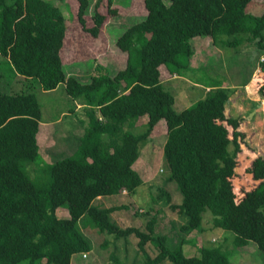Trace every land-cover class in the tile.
Listing matches in <instances>:
<instances>
[{
	"label": "trees",
	"instance_id": "obj_1",
	"mask_svg": "<svg viewBox=\"0 0 264 264\" xmlns=\"http://www.w3.org/2000/svg\"><path fill=\"white\" fill-rule=\"evenodd\" d=\"M251 1L145 0L147 16L117 40L128 55L125 67L112 75L106 66L98 65L84 82L64 70L61 50L68 26L58 5L49 0H0V55L29 89L8 90L0 71V264L23 260L83 264L74 263L72 257L83 252L86 258L92 247L79 226L85 214L101 232L117 238L135 235L147 264H231L223 244L198 246L197 253L187 255L185 238L171 248L166 234H155L157 217L148 221L146 229L122 227L111 215L120 207L130 208L128 204L95 203L123 190L137 192L144 180L134 169L141 156L139 143H148L160 124L167 128L168 178L178 184L183 201L172 203L163 186L159 197L187 215L181 231L206 232L203 218L210 210L212 226L233 233L235 247L252 243L264 253V158L251 165L255 187L241 196L234 187L242 145L247 142L241 129L245 117L227 113L235 89L224 82L210 83L204 97L178 110L161 70L163 64L174 69L193 50L192 39L197 36H211L215 44L228 47L247 41L264 50V8L260 13L251 11ZM101 2L95 4L94 25L88 26L90 0H79L78 19L95 36L115 11L111 0L107 12L99 11ZM259 65L261 76L264 55ZM36 85L45 90L64 85L71 97L86 105V130L77 151L48 165L49 181L44 184L36 183L26 168L40 154L42 108ZM259 93L264 97V83ZM142 118L144 130L136 133ZM60 207L67 208L70 216H59ZM151 244L157 254L150 252ZM108 259L107 264H125L113 251Z\"/></svg>",
	"mask_w": 264,
	"mask_h": 264
},
{
	"label": "rangeland",
	"instance_id": "obj_2",
	"mask_svg": "<svg viewBox=\"0 0 264 264\" xmlns=\"http://www.w3.org/2000/svg\"><path fill=\"white\" fill-rule=\"evenodd\" d=\"M49 1L58 5L66 16L68 29L61 56L67 73L77 74L80 80L88 82L98 65L106 66L107 71L112 75L125 67L128 55L118 46L117 40L129 27L147 16L145 0H111L115 11L108 14L99 36L82 28L78 19L79 0ZM97 1L90 0V6L86 12L88 26L94 25L93 16ZM248 5L251 11L260 13L264 8V0H252ZM108 6L109 0H102L98 10L107 12ZM192 44L193 50L184 55L183 59L174 65V69L167 68L169 64L162 66V73L166 77L164 80L169 81L165 86L176 96L175 107L178 110L189 107L204 97L206 86L210 83L225 82V85L235 89L232 100L228 103L227 113L245 117L244 122L241 123V129L246 132L247 142L242 145L244 150L239 156L240 173L234 179L235 191L241 196L257 184L251 172L252 163L260 157L264 158V97H261L259 93V88L264 83V73L260 76L259 65L264 50L256 48L247 41L237 47L215 44L211 36H197L192 39ZM182 67L186 68L180 71ZM0 71L3 73L2 83L8 90H29L28 84L16 76L11 63L2 55H0ZM175 71L180 72L176 74ZM248 82L251 83L248 85ZM191 83H195L194 88ZM34 92L42 108V120L53 122L51 128L46 129L51 134L52 141L47 146L51 147L52 151L50 152L43 144V139L39 135L40 154L37 160L26 168L36 183L44 184L49 181L47 166L77 151L80 138L84 135V133L80 134L77 128L80 129L83 126L84 132L86 130L84 126L86 108L79 109L77 112L76 102L80 99L75 100L71 97L64 85L54 90H45L36 85ZM73 108L75 111H71ZM248 108L249 112L246 111ZM63 111H66L68 115L63 116V120L58 124L56 120L62 116ZM141 122L143 118L138 121V128L134 129L136 133L144 130ZM44 129L43 127L41 131ZM152 136L148 143L144 141L139 143L141 156L134 164V169L144 180L137 188V192L129 194L123 190L122 194L105 196L97 199L95 203L103 206L128 204L130 208L120 209V207L111 215L112 219L122 227L138 226L146 229L148 221L152 217H157L155 234H166L171 248H175L180 240L185 238L187 255L197 253L198 246L223 244L224 248L230 252L231 264H264V253L255 244L251 243L256 248H237L234 245L233 233L215 229L211 224L214 216L210 210L204 213L203 218L206 232L181 231V226L188 220L187 215L173 210L164 196L159 197L160 186H163L172 195V203L180 204L183 201L178 184L168 178L170 170L164 157V146L167 141L166 126L160 124L155 127ZM138 209L139 213L136 211ZM58 215L70 216L67 208L64 207L58 209ZM79 226L91 240L92 247L85 252L86 258L83 257V252L75 254L72 257L74 263L107 264L110 253L113 251L125 264H147L144 256L139 252V239L135 235L117 238L115 234L101 232L89 214H85L80 219ZM221 231L227 233V239L224 240ZM149 250L152 254L158 252L157 247L152 244L149 245ZM18 264H29V260H23ZM165 264L173 263L168 261Z\"/></svg>",
	"mask_w": 264,
	"mask_h": 264
},
{
	"label": "crops",
	"instance_id": "obj_3",
	"mask_svg": "<svg viewBox=\"0 0 264 264\" xmlns=\"http://www.w3.org/2000/svg\"><path fill=\"white\" fill-rule=\"evenodd\" d=\"M165 64H163L162 66H164ZM170 66H168L167 68H169ZM162 70V69H161ZM163 74V73H162ZM172 74V73H171ZM176 74H178L177 72H176ZM254 75V74H253ZM252 75V79L254 78V76ZM163 78H166V77H164V75H163ZM167 80H169V78L167 79ZM249 83H251V82H248L247 84L249 85ZM195 83H191V86L194 88V85ZM226 83L224 82L223 83V85L224 86H228V85H225ZM210 89V86H206V91L207 90H209ZM251 101H253V102H255L254 100H252L251 99ZM77 103V105H76V110H77V112H78V110L79 109H83V108H86V105L82 102V101H78V102H76ZM75 111V110H74ZM246 111H248L249 112V108L248 109H246ZM66 115H68V113L66 112V111H63L62 112V116H60L57 120H56V122L59 124L62 120H63V116H66ZM84 115H85V112H84ZM83 116V115H82ZM82 122H83V117H82ZM53 125V122H47V121H43L42 120V122H41V126H40V131H39V133H38V142H40V136L42 137V139H43V144L44 145H49L50 144V141H52V139H51V134H50V131H46V129H48V128H51V126ZM84 125V124H83ZM85 126V125H84ZM45 128L43 131H41L42 130V128ZM157 127V126H156ZM77 131L80 133V134H83L84 133V128H83V126H81V128L79 129V128H77ZM41 133H43L42 135H41ZM40 135V136H39ZM39 145H40V143H39ZM47 148L49 149V151L51 152L52 151V148L51 147H49V146H47ZM68 211V210H67ZM245 248H256L255 246H253L252 244H250V245H248V246H244ZM245 251H247V250H245Z\"/></svg>",
	"mask_w": 264,
	"mask_h": 264
}]
</instances>
